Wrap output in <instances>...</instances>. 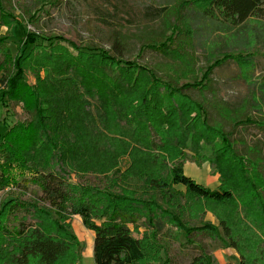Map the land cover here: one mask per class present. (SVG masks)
Returning a JSON list of instances; mask_svg holds the SVG:
<instances>
[{"label":"trees","instance_id":"1","mask_svg":"<svg viewBox=\"0 0 264 264\" xmlns=\"http://www.w3.org/2000/svg\"><path fill=\"white\" fill-rule=\"evenodd\" d=\"M41 1L51 10L62 4L61 0ZM96 1L116 10L129 0ZM137 1L143 25L131 31L125 25L103 19L110 29L109 47L87 50L60 37L22 32V21L13 14L14 1L0 0V29L8 24L7 31L16 28L23 33L22 52L15 56L5 45L7 38L0 35V104L17 106L22 100L29 118L22 126H7L0 135V191L9 190L11 195L0 203V264H79L84 246L71 232L72 217H79L83 228L93 234L94 264H172L171 244L179 243L182 236L185 241L180 247L192 246L199 253L190 264H209L206 247L196 239H212L218 236V229L227 246L238 250L225 219L214 227L189 216L184 197L224 205L233 200V193L228 187L209 189L186 176L183 169L187 160L181 153L171 162L169 181L148 176L142 181L144 192L121 194L113 182L104 181L102 186L73 182L69 172L79 178L87 172L81 170V174L70 163L66 165L68 147L42 131L45 128L51 134L53 122L49 123L50 118L40 113L39 102L43 98L38 97L42 91L26 90L25 72L38 54L36 48L45 46L49 51L44 53L68 54L69 47L79 56L72 58L71 63L65 61L64 69L79 71L84 86L89 83V88H93L88 78L96 76L113 87L121 84L127 88L131 85L128 72L143 76L149 86L153 85L149 92L155 94L161 89L165 99L172 102L167 106L169 113L178 111L173 101L186 105L196 113L197 126L208 136L218 138L222 152L232 159L233 165L255 173L264 184V142L250 145L239 137L242 130L250 127L264 133V117L250 116L252 111H258L254 91L230 104L220 97L212 78L214 71L228 62L238 66L243 79L252 75L253 52H264V0ZM41 5L38 2L36 6ZM20 16L35 27L38 18L30 10H22ZM132 46L137 47L135 55L130 52ZM148 52L156 53L162 59L160 63L142 64L139 59ZM201 60L205 61L203 67L198 66ZM258 98L264 104L263 94ZM146 128L149 150H165L156 129L152 125ZM38 140L39 144L33 147L32 142L37 144ZM151 158V163L159 159L156 155ZM15 167L21 168L18 175L13 174ZM29 185L40 192L35 200L23 199ZM174 187H182L186 195ZM258 198L264 204L263 191ZM156 221L168 227L167 234L159 237ZM141 227L147 228L140 231ZM238 264L249 262L240 254Z\"/></svg>","mask_w":264,"mask_h":264},{"label":"rangeland","instance_id":"2","mask_svg":"<svg viewBox=\"0 0 264 264\" xmlns=\"http://www.w3.org/2000/svg\"><path fill=\"white\" fill-rule=\"evenodd\" d=\"M13 1V14L22 21V32H41L44 37H60L87 50L109 47L107 36L110 29L103 24V19L125 25L131 31L145 23L140 16L141 7L137 0H129L123 8L116 10L96 0H61L62 4L53 10L43 5L45 3L42 4L41 0ZM38 2L39 6L42 4L41 7L36 6ZM25 9L38 18L35 27L21 18L20 14ZM111 13H115V16ZM7 28L8 24L2 27L0 35L7 38L5 45L11 54L19 55L22 52L23 33L20 29L7 31ZM45 50L49 51L45 46L35 49L38 54L28 64L29 70L25 72L23 84L26 90L37 88L42 91L38 97L43 98L39 102L40 113L50 118L48 122H53L54 129L51 134L45 128L42 131L59 145L68 147L66 165L70 163L71 168L81 174L82 171L87 172L79 178L81 176L67 169L73 182L99 186L104 185V181L113 182L118 193H142L145 191L142 181L148 176L169 181L171 162L181 153L187 160L183 169L186 176L209 189L228 187L233 193V200L224 205L184 197L192 219L198 223H210L214 227H218L219 220L225 219L233 231L238 250L227 246L220 237V229L218 236L212 239H196L206 247L209 264H237L240 254L249 264H264V204L258 198V194L264 192V184L255 173L233 165L232 159L222 152L218 138L208 136L197 126L195 112L176 100L173 107L179 112L169 113L167 106L172 102L165 99L162 90L155 94L149 92L153 85L149 86L146 78L133 71L127 74L131 82L127 88L121 84L113 87L107 81L90 76L88 80L93 87L90 89L89 83L86 87L80 80L82 76L79 71H73L70 67L67 71L64 69L65 61L71 63L79 56L76 51L69 47L66 49L68 54L64 51L44 53ZM130 50L135 55L137 47L132 46ZM142 59L139 61L149 66L162 60L152 52L146 53ZM251 61L253 72L246 80L233 62L216 69L212 78L220 97L230 104L240 102L249 91H254L258 111H252L250 116L264 117V104L258 98L259 94L264 96V52H253ZM204 64L205 61L201 60L198 66L203 67ZM22 96L27 99L25 95ZM28 119L24 101L19 100L17 106L9 103L0 105V135L7 126L16 123L22 126L23 123L27 124ZM146 125L156 129L160 140L166 145L165 150H149ZM239 137L250 145L256 141L264 142V133L253 127L242 130ZM38 144L39 140L37 144L32 142L33 147ZM151 155L159 159L151 163ZM20 169L15 167L13 174L18 175ZM24 175L28 177V174ZM174 189L186 195L182 187ZM39 196L38 188L29 185L23 199L31 201ZM10 197L9 190L0 191V203ZM142 223L140 221L139 225L142 226ZM159 223L156 221L154 226L161 237L167 234L168 227ZM69 226L84 246L82 264H94L90 250L93 238L83 228L79 217H72ZM145 228L141 227L140 231ZM184 241L182 236L179 243L171 244L169 256L172 264H190L192 258L199 254L192 246L180 247Z\"/></svg>","mask_w":264,"mask_h":264},{"label":"crops","instance_id":"3","mask_svg":"<svg viewBox=\"0 0 264 264\" xmlns=\"http://www.w3.org/2000/svg\"><path fill=\"white\" fill-rule=\"evenodd\" d=\"M1 105V104H0ZM80 219V218H79ZM81 233H83L84 234V231L82 232L81 231ZM88 234H90L89 236H91L90 238H93V234L91 233V232H89L88 231ZM91 240V239H90ZM93 247V246H92ZM92 247L90 248V250H91V252H92ZM86 249H87V247H86ZM87 256H89V255H87ZM85 257V252L83 253L82 252V260H81V262L79 263V264H82V261H83V258ZM237 264H238V262H237Z\"/></svg>","mask_w":264,"mask_h":264}]
</instances>
